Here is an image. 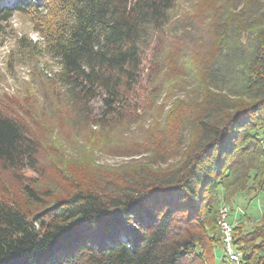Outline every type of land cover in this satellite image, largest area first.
Returning a JSON list of instances; mask_svg holds the SVG:
<instances>
[{
  "label": "trees",
  "instance_id": "16d2710c",
  "mask_svg": "<svg viewBox=\"0 0 264 264\" xmlns=\"http://www.w3.org/2000/svg\"><path fill=\"white\" fill-rule=\"evenodd\" d=\"M187 1L0 0V23L20 13L45 40L56 98L74 117L104 126L130 118L148 56L147 80L160 85L196 56L200 100L194 141L173 169L50 202L24 185L35 212L0 197V264L226 262L213 252L220 200L259 193L264 205V0ZM38 152L27 127L0 109V168L38 171ZM261 216L250 231L232 226L240 264H264Z\"/></svg>",
  "mask_w": 264,
  "mask_h": 264
},
{
  "label": "rangeland",
  "instance_id": "374dc122",
  "mask_svg": "<svg viewBox=\"0 0 264 264\" xmlns=\"http://www.w3.org/2000/svg\"><path fill=\"white\" fill-rule=\"evenodd\" d=\"M189 1L187 6L197 1L202 7L220 0ZM150 58L144 60L143 82L132 99L138 110L128 119L94 125L92 120L87 123L74 117L56 98L58 66L29 19L16 12L1 22L0 109L14 115L38 140L39 168L17 173L0 168V197L35 212L39 208L24 197V185L46 193L45 200L50 202L81 187L101 189L109 186L110 180L122 183L138 174L168 171L182 162L194 141L193 115L200 101L194 91L199 78L196 56L182 60L161 85L147 80ZM99 105L93 103L95 111ZM263 211L259 193L240 192L228 203L220 200L216 226L221 242L219 222L224 220L230 228L238 224L250 231L262 222ZM220 246L223 243L213 247L215 257L227 260L223 264H240V258L239 262L226 259Z\"/></svg>",
  "mask_w": 264,
  "mask_h": 264
},
{
  "label": "bare ground",
  "instance_id": "6f19581e",
  "mask_svg": "<svg viewBox=\"0 0 264 264\" xmlns=\"http://www.w3.org/2000/svg\"><path fill=\"white\" fill-rule=\"evenodd\" d=\"M223 209V208H222ZM221 214H222V212H221ZM222 216V215H221ZM220 216V217H221ZM225 216V215H224ZM223 216V217H224ZM222 217V218H223ZM222 220V219H221ZM219 221V220H218ZM219 224H220V226L222 227V232H223V237H222V242L221 243H223V247H221V249H222V252H223V254L225 255V257H226V259H228V260H232L233 262L234 261H236V262H238V260H239V255H235V250H234V248H232V246L230 245V243L232 244V241H231V237L233 236V234H231L230 235V233H231V230H232V228H230V226H229V242L227 241V238H226V236H225V231H226V224H225V221L224 220H222L221 222H219ZM219 245V244H218ZM217 245V246H218ZM216 249H217V247H216ZM220 249V250H221ZM219 250V251H220ZM223 255V256H224ZM221 256V255H220ZM222 256V257H223ZM220 259V258H219ZM224 259V258H223ZM222 261V260H221ZM227 261V260H226ZM231 261V262H232ZM230 262L228 261L227 263H224V264H229Z\"/></svg>",
  "mask_w": 264,
  "mask_h": 264
},
{
  "label": "built area",
  "instance_id": "2783aa9c",
  "mask_svg": "<svg viewBox=\"0 0 264 264\" xmlns=\"http://www.w3.org/2000/svg\"><path fill=\"white\" fill-rule=\"evenodd\" d=\"M226 224V231H225V236L227 238V241L229 242V225L225 222ZM230 245L232 246V244L230 243ZM233 248V246H232ZM235 255H239V257L241 256L239 252L235 251Z\"/></svg>",
  "mask_w": 264,
  "mask_h": 264
}]
</instances>
